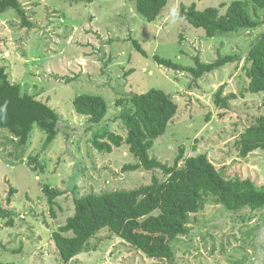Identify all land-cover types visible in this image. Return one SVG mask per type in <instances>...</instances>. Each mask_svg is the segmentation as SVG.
Here are the masks:
<instances>
[{
  "label": "rangeland",
  "instance_id": "374dc122",
  "mask_svg": "<svg viewBox=\"0 0 264 264\" xmlns=\"http://www.w3.org/2000/svg\"><path fill=\"white\" fill-rule=\"evenodd\" d=\"M19 1L32 27H23L13 10L0 13V66L22 92L56 109L60 122L46 149H42L45 134L37 126L23 146L0 130V205L11 211L0 213V264H64L52 233L73 214L75 198L133 190L150 183L153 175L165 178L158 168L124 171L123 165L137 161L124 143L112 146L111 152L99 151L91 143L101 128L125 136L117 118L122 106L116 101L132 92L157 88L177 104L165 132L151 143V157L171 164L180 148L184 157L206 153L224 176L264 184V151L242 156L235 147L245 126L264 113V92L247 90L244 69L247 46L264 26L207 37L202 28L173 14L182 5L195 4L203 10L233 0H167L153 21L137 12L135 0ZM247 10L253 15L251 3ZM263 13L260 9L255 16ZM225 55L236 58L199 78L155 59L194 67L195 57L210 63ZM221 85L223 95H236L222 117L223 111L213 102ZM80 94L105 99L108 111L101 123H90L74 110L72 100ZM36 156L42 171L33 170ZM45 184L61 192L52 207L42 190ZM245 209L240 216L211 204L192 214L190 231L178 239L171 262L148 258L102 228L89 239V250L67 264H264V207Z\"/></svg>",
  "mask_w": 264,
  "mask_h": 264
},
{
  "label": "trees",
  "instance_id": "16d2710c",
  "mask_svg": "<svg viewBox=\"0 0 264 264\" xmlns=\"http://www.w3.org/2000/svg\"><path fill=\"white\" fill-rule=\"evenodd\" d=\"M166 2L135 0L137 12L148 21L158 17ZM248 3L252 4L253 15L247 10ZM224 6V13H220ZM260 9H264V0H233L227 5L222 2L218 7L203 10H198L195 4L182 5L173 14L196 28H202L207 37H213L264 26V13L255 16ZM7 10L17 14L23 27H32L19 0H0V13ZM134 43L139 52L146 54L137 42ZM244 56L247 90L264 92V28L252 38ZM235 58L236 55H225L203 63L195 57L194 67H183L171 60L155 57L158 64L187 71L195 78ZM223 88L221 85L213 97L215 106L223 111L220 117L236 97L234 93L223 95ZM72 104L77 113L94 124L101 123L108 111L107 103L100 95L80 94L73 98ZM116 105L122 106L117 118L126 130L125 136L101 128L93 134L92 145L99 151L111 152L112 146L124 143L137 160L123 165L124 171L158 168L165 178L153 175L150 183L133 190L89 193L75 198L73 214L52 233L62 263L67 264L82 251H88L89 239L102 228H107L148 258L171 262L175 259L178 239L190 231V216L203 211L205 206L222 205L240 216L247 212L241 213L244 208L253 211L264 207V184L257 186L248 177L224 176L223 170L218 169L206 153L184 157V149L180 148L171 164L161 163L149 155L153 139L165 132L177 110V104L163 90L150 88L145 92H132L127 99H117ZM59 122L60 115L56 109L36 95L22 92L20 84L11 82L5 67L0 66V130L11 134L23 146L28 143L33 127L37 126L45 134L42 149H46L59 132ZM104 138L108 140L103 141ZM235 147L242 156L255 150L264 151V113L255 116L253 122L245 126L235 141ZM32 162L35 163L34 171L43 170V165L37 163V156ZM42 190L52 207L61 192L47 184ZM7 201L10 202V198ZM10 212L0 205L1 215H9Z\"/></svg>",
  "mask_w": 264,
  "mask_h": 264
}]
</instances>
